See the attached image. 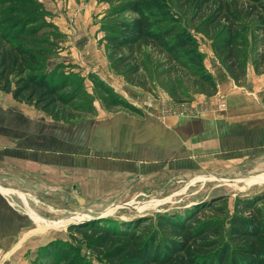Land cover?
<instances>
[{
  "label": "rangeland",
  "instance_id": "1",
  "mask_svg": "<svg viewBox=\"0 0 264 264\" xmlns=\"http://www.w3.org/2000/svg\"><path fill=\"white\" fill-rule=\"evenodd\" d=\"M7 1L5 7L19 4L25 20L31 18L29 28H39L37 39L54 45L56 55L47 71L57 78L72 74L83 79L79 105L84 108L74 120L57 121L0 90V104H10L9 98L26 106V114H38L31 126L47 142L42 156H25L32 150L11 151L0 144V264H105L101 252L86 244L85 231L69 224L101 217L88 222L121 230L162 214L184 219L197 205L212 203L222 206L220 218L228 222L241 198L264 194V146L262 151L240 145L220 156L194 155L172 128L162 130L161 125L166 118L194 120L207 111L224 118L230 103L229 91L220 89L222 81L243 90L250 77L264 81V68L256 66L259 39L245 47L246 76L237 82L205 32L209 11H198L196 0H169L180 24L196 37L213 87L151 46L127 61V51L113 50L104 25L138 17L131 10L114 14L137 0ZM97 81L137 111L113 105ZM241 123L234 125L241 128ZM147 131L154 133L155 155L164 154L145 156L152 143Z\"/></svg>",
  "mask_w": 264,
  "mask_h": 264
},
{
  "label": "trees",
  "instance_id": "2",
  "mask_svg": "<svg viewBox=\"0 0 264 264\" xmlns=\"http://www.w3.org/2000/svg\"><path fill=\"white\" fill-rule=\"evenodd\" d=\"M243 1H195L198 11H209L203 22L205 32L214 39L218 55L224 58V65L237 82L246 76L249 60L248 56H241L251 40H260L256 66L264 68V0ZM7 2L0 0V90L12 94L17 101L34 105L57 121L76 119L84 108L79 105L83 79L72 74L57 78L47 71L56 55L54 45L45 38L37 39L39 28H29L34 25L29 22L31 18L25 20L19 4L5 7ZM125 10L137 13L138 17L113 20L103 28L115 52L127 51L123 61L151 46L169 62L184 66L195 77L216 86L213 77L204 71L196 37L180 24L169 0L128 2L115 9L114 14ZM215 30L216 35L211 37ZM250 32L254 33L252 37ZM97 82L110 95L113 105L137 111L115 98L114 91L104 82ZM210 210L215 213L206 215ZM221 215L222 206L212 203L197 205L184 219L162 214L156 219H139L121 230L101 225L98 220L71 225L70 229L85 231L86 244L101 252L105 264H264V194L241 198L228 222Z\"/></svg>",
  "mask_w": 264,
  "mask_h": 264
},
{
  "label": "crops",
  "instance_id": "3",
  "mask_svg": "<svg viewBox=\"0 0 264 264\" xmlns=\"http://www.w3.org/2000/svg\"><path fill=\"white\" fill-rule=\"evenodd\" d=\"M251 74L253 76V73ZM263 82L261 78L255 80L254 77H250L246 82L245 92L234 85L231 80L222 81L220 89L229 91L228 101L230 103L224 118L222 116L217 117L210 111L194 120L180 117L166 118L167 120L165 121L161 120L162 130L172 128L174 134L187 146V150L194 151V155L197 153L199 156L208 154L213 156L219 154L218 156H220L222 153H230L237 150V148L239 149L240 145L244 150L251 148L260 150L264 146ZM260 87L261 89H259ZM6 101L10 104H0V144L11 151L32 150L28 151L25 156H42L43 153L40 151L47 142L43 143L42 136L35 134L36 127L31 126V121L38 114L34 112V116H30L26 114V106L16 104L14 100L9 98ZM235 103H241V105L235 106ZM236 121L242 122L241 128L234 125ZM223 123L227 125L222 126L220 129L219 124ZM149 129L153 130L152 124ZM147 133L150 134V140L153 139V131H147ZM45 141H49L48 143L52 148V142L49 139ZM53 143L55 148H57L56 138H54ZM150 149V153L148 152L145 156H160L164 154L162 151L155 155L153 141L150 144Z\"/></svg>",
  "mask_w": 264,
  "mask_h": 264
},
{
  "label": "water",
  "instance_id": "4",
  "mask_svg": "<svg viewBox=\"0 0 264 264\" xmlns=\"http://www.w3.org/2000/svg\"><path fill=\"white\" fill-rule=\"evenodd\" d=\"M101 217H97V218H84V219H81V220H78V221H75V222H72L71 224H69L70 226L71 225H79V224H82V223H85V222H88V221H91V220H95V219H100Z\"/></svg>",
  "mask_w": 264,
  "mask_h": 264
}]
</instances>
